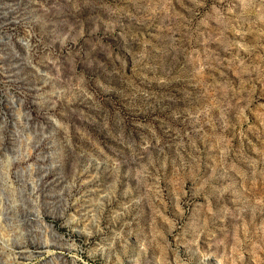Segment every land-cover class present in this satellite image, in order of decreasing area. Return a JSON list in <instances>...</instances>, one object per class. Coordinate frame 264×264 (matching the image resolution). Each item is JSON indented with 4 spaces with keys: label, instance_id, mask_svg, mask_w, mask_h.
<instances>
[{
    "label": "rangeland",
    "instance_id": "obj_1",
    "mask_svg": "<svg viewBox=\"0 0 264 264\" xmlns=\"http://www.w3.org/2000/svg\"><path fill=\"white\" fill-rule=\"evenodd\" d=\"M0 264H264V0H0Z\"/></svg>",
    "mask_w": 264,
    "mask_h": 264
}]
</instances>
